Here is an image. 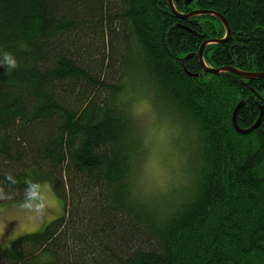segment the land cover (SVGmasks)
Segmentation results:
<instances>
[{
  "label": "trees",
  "instance_id": "obj_1",
  "mask_svg": "<svg viewBox=\"0 0 264 264\" xmlns=\"http://www.w3.org/2000/svg\"><path fill=\"white\" fill-rule=\"evenodd\" d=\"M172 2L223 16L227 39L167 0H0V206L46 183L63 209L0 264H264V77L199 61L211 42L208 68L264 74V0ZM126 86L186 136V179L162 200L141 189ZM239 103L242 130L262 113L248 135Z\"/></svg>",
  "mask_w": 264,
  "mask_h": 264
},
{
  "label": "rangeland",
  "instance_id": "obj_2",
  "mask_svg": "<svg viewBox=\"0 0 264 264\" xmlns=\"http://www.w3.org/2000/svg\"><path fill=\"white\" fill-rule=\"evenodd\" d=\"M127 86L124 97L129 102L128 106L131 108L133 118L136 119L137 129L144 140L142 144L144 152L141 156L142 176L139 175L141 189L151 193L154 187L161 188L160 193L156 195L162 200L172 181L186 179L183 175H186V170L188 171L190 155L188 150H183L186 136L174 114L172 117L157 116L158 111L153 110L143 92L139 91L140 88L136 91L131 86L127 89ZM164 109L165 107L162 110ZM62 213V203L46 183L39 187L38 194L33 198L7 206L1 205L0 249H8L11 242L19 236L40 231Z\"/></svg>",
  "mask_w": 264,
  "mask_h": 264
},
{
  "label": "water",
  "instance_id": "obj_3",
  "mask_svg": "<svg viewBox=\"0 0 264 264\" xmlns=\"http://www.w3.org/2000/svg\"><path fill=\"white\" fill-rule=\"evenodd\" d=\"M168 1V4L172 10V12L176 15L177 18H180L182 20H187L189 19V17H193V16H198L200 14H207V15H213L214 17H217L221 23L223 24V26L225 27L226 29V35L224 37V39H222L221 41H216L220 44H222L226 39H227V36L229 35V27L227 26V23L225 21V19L223 18V16H220L218 14H215L213 12H206V11H194L192 13H189V15H181V14H177L176 11H175V8H173V2L172 0H167ZM189 1H192V0H189ZM215 42V41H214ZM211 42H204L201 44V47L199 48V61H200V64L202 66V69L204 72H207L208 74H219V73H224V72H230V73H233V74H238L240 77H242L243 79H246V78H257V77H264V74H260V73H250V72H241L237 69H233L231 67H224V68H218V69H211V68H208L203 59H202V54H203V48L205 45L209 44ZM193 76H196V75H193ZM241 106V103H239L237 105V107L235 108V110L233 111V118H232V125L234 127V130L236 131L237 134H240V135H248L250 132H252L253 130H255L256 128L259 127V123H260V120H261V117H262V113L260 114L258 120L254 123L253 126H251L250 128H248L247 130H242L238 127V125H236V112L237 110L240 108Z\"/></svg>",
  "mask_w": 264,
  "mask_h": 264
},
{
  "label": "flooded vegetation",
  "instance_id": "obj_4",
  "mask_svg": "<svg viewBox=\"0 0 264 264\" xmlns=\"http://www.w3.org/2000/svg\"><path fill=\"white\" fill-rule=\"evenodd\" d=\"M206 65V64H205Z\"/></svg>",
  "mask_w": 264,
  "mask_h": 264
}]
</instances>
